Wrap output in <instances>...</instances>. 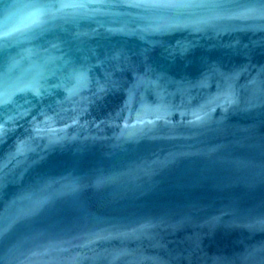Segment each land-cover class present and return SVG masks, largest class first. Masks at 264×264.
I'll return each instance as SVG.
<instances>
[{"label": "water", "instance_id": "obj_1", "mask_svg": "<svg viewBox=\"0 0 264 264\" xmlns=\"http://www.w3.org/2000/svg\"><path fill=\"white\" fill-rule=\"evenodd\" d=\"M0 264H264V0H0Z\"/></svg>", "mask_w": 264, "mask_h": 264}, {"label": "snow or ice", "instance_id": "obj_2", "mask_svg": "<svg viewBox=\"0 0 264 264\" xmlns=\"http://www.w3.org/2000/svg\"><path fill=\"white\" fill-rule=\"evenodd\" d=\"M34 3H47L48 0H33ZM45 9H35L29 11L22 22L13 24L11 21L5 23L3 20L0 21V48L3 47L5 40L11 37L14 33L20 32L24 29H28L34 26H39L43 23V17L45 15Z\"/></svg>", "mask_w": 264, "mask_h": 264}]
</instances>
